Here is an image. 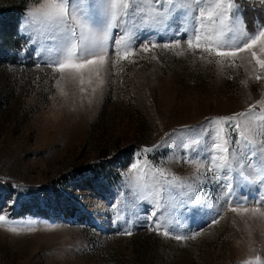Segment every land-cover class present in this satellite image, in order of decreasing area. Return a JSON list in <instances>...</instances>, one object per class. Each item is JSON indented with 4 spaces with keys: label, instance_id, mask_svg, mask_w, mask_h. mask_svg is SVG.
Returning a JSON list of instances; mask_svg holds the SVG:
<instances>
[{
    "label": "rangeland",
    "instance_id": "obj_1",
    "mask_svg": "<svg viewBox=\"0 0 264 264\" xmlns=\"http://www.w3.org/2000/svg\"><path fill=\"white\" fill-rule=\"evenodd\" d=\"M38 2L0 0V215L9 221L0 223V264L264 261V216L233 213L228 203L264 211V182L257 174L264 168V145L250 157L231 133L235 159L227 197V180L217 182L206 161L199 169L187 162L206 157L209 121L264 100V79H254L247 57L221 69L194 62L191 54L176 55L181 49L143 52L145 43L178 38L174 28L161 27L156 35L145 29L135 55L116 63L110 52L98 77L62 81L67 95H61L60 74L44 63L56 42L42 25L26 26ZM102 23L97 21V35ZM260 111L257 105L254 112ZM189 144L195 151L185 148ZM133 163L138 168L130 171ZM154 211L169 237L149 230ZM129 229L131 236L122 234Z\"/></svg>",
    "mask_w": 264,
    "mask_h": 264
},
{
    "label": "snow or ice",
    "instance_id": "obj_2",
    "mask_svg": "<svg viewBox=\"0 0 264 264\" xmlns=\"http://www.w3.org/2000/svg\"><path fill=\"white\" fill-rule=\"evenodd\" d=\"M27 17L26 26L35 28L42 25L48 30L49 38L56 42L55 48L47 50L48 58L44 63L53 73L60 74L57 87L61 95H67L62 81L83 84L85 76L89 80L92 76L98 77L110 60V52H114L116 63L127 60L135 55L133 48L139 32L151 29L156 35L161 27L165 31L174 28L172 35L178 38L163 45L150 41L143 44L140 51L148 52L156 47L181 49L176 55L191 54L194 62L215 63L221 69L235 66V60L244 54L253 66L254 79H264V75L259 74L264 73V25L249 33L244 27L238 0H39L28 11ZM98 20L103 22L102 35H97ZM114 29H120V32H114ZM110 40L112 44H109ZM257 105L261 106L259 113L254 112ZM257 105L249 106L244 112L209 121L212 127L206 129L205 140L211 142L205 143L203 148L206 157L197 158V154L187 161L195 163L197 169L207 163L210 165L207 170L214 173L213 178L217 182L227 180L224 185L226 197L233 191L232 182L228 179L235 159V149H230L233 144L231 133H236L235 144L249 150L250 157L257 155L252 150L257 144L264 145V100L257 101ZM258 135L261 139L257 141L254 137ZM199 144L200 139L194 138V145ZM194 145H185V148L195 151ZM151 150L144 149L145 153ZM137 168L138 164L133 163L130 171ZM257 174L264 182V168H260ZM160 176L166 178L163 170H160ZM228 203L233 213L264 216L260 208L233 207L230 200ZM156 207L157 210L160 207L158 200ZM155 217V211L148 217L151 222L149 230L169 237L170 232ZM0 223L8 225L9 221L0 215ZM212 223H218V220L214 219ZM161 229L164 230L161 232ZM8 231L19 234L23 229L9 226ZM122 234L131 236L132 232L129 229ZM198 235L199 232L196 233ZM196 236L176 235L174 238L184 240L195 239ZM245 264H264V261L256 256Z\"/></svg>",
    "mask_w": 264,
    "mask_h": 264
},
{
    "label": "trees",
    "instance_id": "obj_3",
    "mask_svg": "<svg viewBox=\"0 0 264 264\" xmlns=\"http://www.w3.org/2000/svg\"><path fill=\"white\" fill-rule=\"evenodd\" d=\"M242 7V17L245 28L249 33L256 30L257 23L264 25V5L262 3L250 2L245 0L239 1ZM252 24V25H251Z\"/></svg>",
    "mask_w": 264,
    "mask_h": 264
},
{
    "label": "crops",
    "instance_id": "obj_4",
    "mask_svg": "<svg viewBox=\"0 0 264 264\" xmlns=\"http://www.w3.org/2000/svg\"><path fill=\"white\" fill-rule=\"evenodd\" d=\"M244 23V22H243ZM244 27H245V24H244Z\"/></svg>",
    "mask_w": 264,
    "mask_h": 264
}]
</instances>
